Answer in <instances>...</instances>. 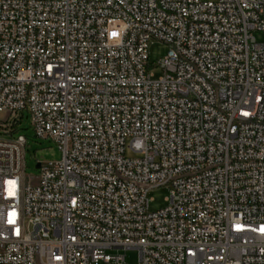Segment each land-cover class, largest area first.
Masks as SVG:
<instances>
[{"label":"built area","instance_id":"obj_1","mask_svg":"<svg viewBox=\"0 0 264 264\" xmlns=\"http://www.w3.org/2000/svg\"><path fill=\"white\" fill-rule=\"evenodd\" d=\"M255 31L264 0H0V112L61 151L27 182L0 135V264H264Z\"/></svg>","mask_w":264,"mask_h":264},{"label":"rangeland","instance_id":"obj_2","mask_svg":"<svg viewBox=\"0 0 264 264\" xmlns=\"http://www.w3.org/2000/svg\"><path fill=\"white\" fill-rule=\"evenodd\" d=\"M256 40L262 42L264 40V33L261 31L253 32ZM168 45L162 41L154 40L150 42L149 66L148 69L155 77L162 74L161 68L158 66V60L164 56L168 51ZM23 113V114H22ZM6 112H0V135L3 137L16 136L18 133L24 135L27 140L25 152V164L23 169V177L27 182H36L40 169L36 167L37 162L59 160L61 158V151L58 144L50 139H43L35 136L31 120L28 112L18 111L5 117ZM22 115V117H21ZM17 128V132L11 134L10 129ZM11 134V135H10ZM127 155L136 156L137 154L127 151ZM149 209L156 210L164 207L167 204V196L169 194V185H159L148 190ZM125 255V262L136 263L138 261L137 250L120 251Z\"/></svg>","mask_w":264,"mask_h":264},{"label":"bare ground","instance_id":"obj_3","mask_svg":"<svg viewBox=\"0 0 264 264\" xmlns=\"http://www.w3.org/2000/svg\"><path fill=\"white\" fill-rule=\"evenodd\" d=\"M155 39L167 43V35L155 34Z\"/></svg>","mask_w":264,"mask_h":264},{"label":"trees","instance_id":"obj_4","mask_svg":"<svg viewBox=\"0 0 264 264\" xmlns=\"http://www.w3.org/2000/svg\"><path fill=\"white\" fill-rule=\"evenodd\" d=\"M17 130L18 129L16 127L15 128H12V129H10V133L13 134V133L17 132Z\"/></svg>","mask_w":264,"mask_h":264},{"label":"water","instance_id":"obj_5","mask_svg":"<svg viewBox=\"0 0 264 264\" xmlns=\"http://www.w3.org/2000/svg\"><path fill=\"white\" fill-rule=\"evenodd\" d=\"M39 166H40V164H39V162H37L36 167L39 168Z\"/></svg>","mask_w":264,"mask_h":264},{"label":"snow or ice","instance_id":"obj_6","mask_svg":"<svg viewBox=\"0 0 264 264\" xmlns=\"http://www.w3.org/2000/svg\"><path fill=\"white\" fill-rule=\"evenodd\" d=\"M112 35L115 36V35H117V33L113 32Z\"/></svg>","mask_w":264,"mask_h":264}]
</instances>
